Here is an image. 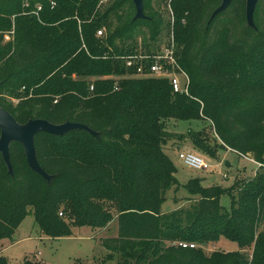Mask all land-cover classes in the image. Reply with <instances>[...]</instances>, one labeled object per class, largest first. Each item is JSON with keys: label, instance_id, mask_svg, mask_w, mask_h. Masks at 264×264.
<instances>
[{"label": "trees", "instance_id": "trees-1", "mask_svg": "<svg viewBox=\"0 0 264 264\" xmlns=\"http://www.w3.org/2000/svg\"><path fill=\"white\" fill-rule=\"evenodd\" d=\"M101 1L0 0V109L18 125L88 129L34 137L47 178L28 166L21 145L9 144V165L0 153V253L31 214L49 240L117 221V236L101 241L117 264H264V0L253 27L246 0H231L213 18L222 0H142V19L129 0ZM165 36L173 37L189 96L125 68L128 57L157 53ZM177 122L210 125L211 136L187 133L203 156L227 148L259 164L258 172L225 189L192 179L188 207L161 213L166 194L180 187L165 153L176 136L167 125ZM220 239L238 250L203 252ZM0 264H8L1 254Z\"/></svg>", "mask_w": 264, "mask_h": 264}, {"label": "rangeland", "instance_id": "rangeland-1", "mask_svg": "<svg viewBox=\"0 0 264 264\" xmlns=\"http://www.w3.org/2000/svg\"><path fill=\"white\" fill-rule=\"evenodd\" d=\"M159 10L165 20L170 18L166 6L161 5ZM7 36L10 37V35H6L5 41L9 40ZM166 38V36L163 37L160 42L161 47L167 41ZM138 44L140 46V40ZM189 129L203 131L208 136L212 134L210 125L204 122H177L167 125L168 132L174 133L176 136L167 142L165 153L177 170L176 177L180 187L177 192L170 191L166 194V200L161 206L163 214L188 207L191 198L185 185L192 179L202 180L203 187L219 186L225 189L232 187L236 181L252 178L259 170V166L254 161L245 157L241 158L227 148L218 149L214 158L203 156L187 138ZM210 143L213 144L212 141ZM179 152H189L202 157L210 165V169L194 171L185 167L178 158ZM226 163L230 167H226ZM220 204L226 211L231 210L229 196H222ZM71 231L73 235L70 238L49 240L40 237L33 216L30 214L14 233L13 238L16 243L6 248L1 255L8 264H22L25 258L45 264H117L118 257L110 256L111 254L103 248L101 242L117 236V221L103 230L71 227ZM201 248L206 255L212 252L228 253L238 250L235 243L225 239H220L218 242L204 245Z\"/></svg>", "mask_w": 264, "mask_h": 264}, {"label": "built area", "instance_id": "built-area-1", "mask_svg": "<svg viewBox=\"0 0 264 264\" xmlns=\"http://www.w3.org/2000/svg\"><path fill=\"white\" fill-rule=\"evenodd\" d=\"M107 0H102L105 3ZM52 5H54L52 3ZM41 10L40 6L36 7ZM101 35V32L98 33ZM125 68L132 71L135 79H162L166 80L172 95L189 96L190 80L187 73L178 62L177 49L173 37H169L165 44L155 54H135L125 59ZM93 88L90 87V91ZM178 158L181 163L194 171H207L210 165L200 156L189 152H179ZM244 158V157H243ZM257 164V163H256ZM259 167L260 165L257 164ZM182 248H196L195 245L179 243Z\"/></svg>", "mask_w": 264, "mask_h": 264}, {"label": "water", "instance_id": "water-1", "mask_svg": "<svg viewBox=\"0 0 264 264\" xmlns=\"http://www.w3.org/2000/svg\"><path fill=\"white\" fill-rule=\"evenodd\" d=\"M129 1H131L135 6V19L144 18L142 0ZM230 2L231 0H222L221 5L213 12L211 18L224 11L228 7ZM256 3L257 0H246V21L248 26L250 27H253L252 16ZM74 129L88 130L85 126H82L80 124L66 123L64 125L54 126L42 120L29 121L25 125H18L6 111L0 109V153L4 162L9 165V144L17 143L21 145L28 166L36 173L40 174L44 178H47L36 162L33 143L34 137L39 133L62 136L66 132ZM225 166L230 167L228 163H226Z\"/></svg>", "mask_w": 264, "mask_h": 264}, {"label": "crops", "instance_id": "crops-1", "mask_svg": "<svg viewBox=\"0 0 264 264\" xmlns=\"http://www.w3.org/2000/svg\"><path fill=\"white\" fill-rule=\"evenodd\" d=\"M11 246H13V245H11ZM8 247H9V246H8ZM8 247H6V248H8ZM6 248H5V249H6ZM5 249H4V250H5ZM4 250H2L0 254H2V252H3Z\"/></svg>", "mask_w": 264, "mask_h": 264}]
</instances>
